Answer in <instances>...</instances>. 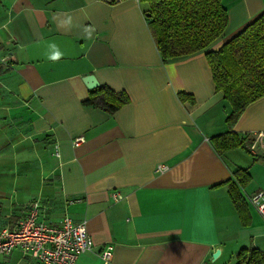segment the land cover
Returning <instances> with one entry per match:
<instances>
[{"label":"crops","instance_id":"1","mask_svg":"<svg viewBox=\"0 0 264 264\" xmlns=\"http://www.w3.org/2000/svg\"><path fill=\"white\" fill-rule=\"evenodd\" d=\"M221 1L228 28L212 49L264 10V0ZM1 58L0 229L37 203L42 221L84 222L92 248L75 264H101L107 244L111 264H236L242 248L264 252V219L248 200L264 191V137L249 152L214 150L230 107L204 52L163 63L140 0H0ZM87 75L129 102L112 114L84 105ZM231 129L247 148L264 133V96ZM238 168L250 174L246 225L223 184ZM0 264L43 263L14 249Z\"/></svg>","mask_w":264,"mask_h":264},{"label":"trees","instance_id":"2","mask_svg":"<svg viewBox=\"0 0 264 264\" xmlns=\"http://www.w3.org/2000/svg\"><path fill=\"white\" fill-rule=\"evenodd\" d=\"M140 3L163 63L204 52L215 91L222 93L230 107L225 117L229 130L210 139L214 150L219 154L236 148L249 152L245 138L231 128L247 105L264 96V10L220 47L212 49L228 28V13L221 0H140ZM178 97L194 102L192 95L185 92ZM128 102L126 92L98 85L89 91L83 104L112 114ZM249 180L248 168H238L223 183L243 225L249 221L241 188ZM1 208L0 201V212ZM236 259V264H264V252L257 247L242 248Z\"/></svg>","mask_w":264,"mask_h":264},{"label":"built area","instance_id":"3","mask_svg":"<svg viewBox=\"0 0 264 264\" xmlns=\"http://www.w3.org/2000/svg\"><path fill=\"white\" fill-rule=\"evenodd\" d=\"M0 61L6 63L5 58H1ZM263 137V132L256 133L254 141L248 146L249 149H255ZM83 142L82 136L72 141L74 146ZM53 154L58 158L60 156L57 149ZM167 169L166 164L160 163L155 166L154 171L163 173ZM111 198L118 201L123 199V195L113 191ZM248 200L264 219V191L250 195ZM38 214V205L33 203L29 206L26 216L15 226L0 229V256L19 249L23 256L43 264H75L79 256L91 250V240L84 222L75 223L69 216H65L60 223L53 224L40 220ZM113 249L112 244L103 247L100 251L101 264H111Z\"/></svg>","mask_w":264,"mask_h":264},{"label":"water","instance_id":"4","mask_svg":"<svg viewBox=\"0 0 264 264\" xmlns=\"http://www.w3.org/2000/svg\"><path fill=\"white\" fill-rule=\"evenodd\" d=\"M83 81L86 84V86L90 89L98 86V81L93 75H87L83 77ZM217 254H218V251H216V253H214L212 257H215Z\"/></svg>","mask_w":264,"mask_h":264}]
</instances>
